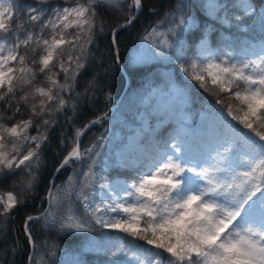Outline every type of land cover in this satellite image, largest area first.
<instances>
[{
    "label": "snow or ice",
    "instance_id": "1",
    "mask_svg": "<svg viewBox=\"0 0 264 264\" xmlns=\"http://www.w3.org/2000/svg\"><path fill=\"white\" fill-rule=\"evenodd\" d=\"M126 2L34 0L22 9L21 0H0V102L12 111L7 119H15L21 103L28 105L29 94H17L31 87L38 75H44L49 85L35 87L30 94L33 101L39 98L38 105L30 106V118L9 125L0 111V179L24 173L27 179L14 183H22L25 192L34 191L48 129L56 122L52 117L67 110L79 76L92 62L94 42L98 34H105L102 10L122 12ZM232 6L241 14L230 17L222 0H202L205 16L201 28V17L193 12L196 5L177 0L172 12L145 30L131 50L129 65L135 68L149 61H168L178 68L165 88L149 87L143 94L141 102L152 111L127 135L116 139L105 129L97 142L82 149L80 138L85 131L109 119L103 112L76 129L70 151L49 181L48 207L25 219L24 233L32 249L28 264H52L51 259L44 261L41 247L50 249L49 258L58 254L57 249L60 254L65 251L56 240L37 245L31 231L33 221H43L57 237L73 239L91 233L98 225L143 242L134 248L112 245L115 264H264V0L259 7L252 0H234ZM128 7L134 10L111 29L109 53L115 50L117 63L121 62L119 32L133 24L144 7L143 0H131ZM25 10L27 21L39 30L28 31L21 39L14 22L21 20L15 29L23 28ZM214 24L234 25L242 31L259 26L262 36L259 43L245 42L243 54L237 55L230 39L223 40V48L212 46L209 33ZM186 37L196 47L190 61L184 55ZM33 43L32 52L42 54L29 63L20 49ZM188 80L198 82L206 92H216L215 105H209L215 114H202L207 127H189L185 114L190 100ZM98 84L99 74L88 82L83 96L91 100ZM222 94L238 106L216 107L225 103ZM80 97L76 93V100ZM76 106L72 103L73 115ZM153 114L159 117L156 126L150 122ZM166 120L175 121L176 127L161 138L158 128ZM33 127L36 135L30 134ZM74 163L80 165V171L56 185L55 177ZM109 169L129 170L133 177L130 181L109 180ZM21 202L13 192L0 194V218L6 221ZM95 245V238L86 237L73 250V259L64 264H83L80 251ZM15 251L14 247L13 254Z\"/></svg>",
    "mask_w": 264,
    "mask_h": 264
},
{
    "label": "trees",
    "instance_id": "2",
    "mask_svg": "<svg viewBox=\"0 0 264 264\" xmlns=\"http://www.w3.org/2000/svg\"><path fill=\"white\" fill-rule=\"evenodd\" d=\"M190 2L196 5L193 12L195 15H199L201 17V28H203L205 13L200 7L202 0H190ZM222 2L228 5V14L230 17L233 14H241L232 6L234 0H222ZM33 3L34 0H21L20 7L23 9L25 4ZM130 3L131 0H127L123 6L122 12L117 10H102L103 15L100 20L104 22V27L106 29L105 34H98L93 46L91 57L92 62L88 65L86 71L79 76L76 92L72 94L73 100L69 103L67 110L59 113L58 116L52 117V119H55L56 122L52 128L48 129L49 139L46 142V146L42 150L41 159L43 163L40 168L39 180L34 191L25 192L22 183H14V181L26 180L27 177L24 173L18 172L16 176L8 180L0 179V194L13 192L17 198L22 201L12 210L6 221H3L2 218H0V264H27L30 245L28 244L27 237L24 233V222L26 217L29 215L35 216L48 207L46 193L50 186L49 181L51 180V176L55 171L56 166L63 159V157L67 155V152L70 151L72 147V139L75 136L76 129L82 128L85 123L104 112L113 102H115L123 87L124 78L116 64L114 52L112 51L111 54L109 53V47L111 44V29L116 27L118 24L123 23L127 19L130 11L134 10L129 9L128 5ZM252 3L255 7L260 6V0H252ZM143 4L144 7L133 24L122 29L119 32L118 37V54L120 61L128 74V88L123 97L119 100L116 108L109 115V119L105 120L102 124H97L91 127L90 130H87L84 133L80 143L82 149L97 142V138L105 132V129H109L108 135L115 134L116 139L133 131L141 117L144 116L146 112L152 111V109L148 108L146 104L141 102V98L148 86L153 85L159 89L165 88L167 79L178 68L177 64L168 61H149L148 63L135 68L129 65L131 50L141 40L145 30L157 24L158 21L164 19L165 13L172 12L176 7L177 0H143ZM27 16V11H23L22 29H15V24H20L21 20L14 22V30L19 33L21 39L26 37L28 31L33 29L36 31L39 30L37 25L27 21ZM100 20L97 21L98 25L100 24ZM168 21L172 22L171 17H168ZM209 23H211V21H209ZM98 31L99 30L97 29V32ZM209 35L211 44L214 48H223V40L230 39L234 42L235 52L237 55L243 54L245 42L249 45L251 42H259L262 36L259 26H257L254 30L251 26H249L247 31H242L234 25L220 26L219 24L213 25ZM33 47H35L34 43L27 48L22 47L20 49L21 54L27 56L29 63H31L32 58H35L38 61L39 55L42 54L40 52L34 54L31 50ZM193 54L194 44L192 43V38L186 37L184 55L190 61L194 58ZM19 66V64H16V67ZM98 72H101L99 74V84L96 87L95 96L89 100L83 96V93L85 87L88 85V82L93 76H96ZM59 79L63 82V75H61ZM186 83L190 85L188 89L190 100L185 110H187L191 116L195 127H207L208 121L207 119L202 120V114H215L211 111L209 105H215L217 98L216 92L215 90L208 92L204 91V89H202L196 81L188 80ZM40 86H49L46 83L44 75H38L31 87L26 88L24 92H18L17 97L28 93L29 102L28 105L21 103V111L16 114L15 119L13 120L7 119L8 116L12 115V111L5 108L3 106V102H0V111L3 112V116L5 117L3 122L10 125L19 120L30 118L31 104H39V98L37 97V99L33 101L30 94L33 92L35 87ZM76 93L81 94L79 100H76ZM222 95L225 99V103L222 106L216 105V107H224L226 109L229 103H232L234 108L238 106L237 101L234 99L229 101L226 94ZM65 98H67V94H65ZM72 103H76L77 105L75 115H73ZM52 107L54 110L56 105L53 104ZM14 109L15 103H13V110ZM156 117L158 118V116L153 114L150 119L152 120ZM228 119L231 120L230 117ZM30 134L36 135L37 129L33 127ZM62 141H64V143H62ZM106 147H111V145H106ZM97 151L103 152L104 149L98 148ZM83 170H88L86 165ZM78 171H80V165L78 163H74L70 167H65L55 177V184L58 186L63 185L70 175H73ZM119 172H121L120 169H109L107 172L108 179L110 180L114 175H116V173ZM75 179L77 178L74 176V180ZM63 194V192L60 193L61 196ZM77 209L80 214H83V208L80 205H77ZM0 210H2V205H0ZM31 231L37 245H42L45 240L49 242L56 240L62 248L65 249L63 254H60V249H57L58 254L51 258L47 255L50 249H45L43 247L39 249V252L44 256V261H49V259H51L52 264H64L66 260L71 261L73 259V250L79 249L81 247V242H85L86 237H90L92 233H107L109 234V239L114 244H123L126 247L134 248L138 244L143 243L142 241H136L134 239H131L130 241V238L126 234L106 230L98 225H94V231L91 233L81 234L73 239H69L64 236L57 237L55 231L46 229L43 226V221H33ZM46 235H54L55 237L50 239L46 238ZM14 247L16 251L13 254L12 249ZM79 259L83 261V264H86V258L82 254V250L79 253Z\"/></svg>",
    "mask_w": 264,
    "mask_h": 264
},
{
    "label": "water",
    "instance_id": "3",
    "mask_svg": "<svg viewBox=\"0 0 264 264\" xmlns=\"http://www.w3.org/2000/svg\"><path fill=\"white\" fill-rule=\"evenodd\" d=\"M118 66H119L121 72L123 73V75H124V77H125V85H124V88H123V90H122V93H123L124 90H125V88H126V85H127V76H126V73H125V71H124V69H123V67L121 66L120 63H118Z\"/></svg>",
    "mask_w": 264,
    "mask_h": 264
},
{
    "label": "rangeland",
    "instance_id": "4",
    "mask_svg": "<svg viewBox=\"0 0 264 264\" xmlns=\"http://www.w3.org/2000/svg\"><path fill=\"white\" fill-rule=\"evenodd\" d=\"M101 72H98V74H100ZM154 88V87H153ZM120 180H128L130 181L131 179H126L125 177H118Z\"/></svg>",
    "mask_w": 264,
    "mask_h": 264
},
{
    "label": "bare ground",
    "instance_id": "5",
    "mask_svg": "<svg viewBox=\"0 0 264 264\" xmlns=\"http://www.w3.org/2000/svg\"><path fill=\"white\" fill-rule=\"evenodd\" d=\"M45 237H46V238H50V239H52V238H54L55 236H54V235H46Z\"/></svg>",
    "mask_w": 264,
    "mask_h": 264
}]
</instances>
